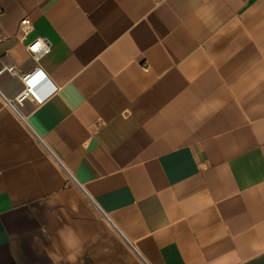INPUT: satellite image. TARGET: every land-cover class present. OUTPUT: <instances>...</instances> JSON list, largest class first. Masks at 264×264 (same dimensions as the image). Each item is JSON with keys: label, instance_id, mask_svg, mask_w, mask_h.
Returning a JSON list of instances; mask_svg holds the SVG:
<instances>
[{"label": "crops", "instance_id": "crops-1", "mask_svg": "<svg viewBox=\"0 0 264 264\" xmlns=\"http://www.w3.org/2000/svg\"><path fill=\"white\" fill-rule=\"evenodd\" d=\"M0 264H264V0H0Z\"/></svg>", "mask_w": 264, "mask_h": 264}, {"label": "built area", "instance_id": "built-area-1", "mask_svg": "<svg viewBox=\"0 0 264 264\" xmlns=\"http://www.w3.org/2000/svg\"><path fill=\"white\" fill-rule=\"evenodd\" d=\"M32 23L29 18L24 17L19 23V30L23 33L30 30ZM27 50L30 52L35 62L49 51V43L44 38H35L27 45ZM8 71H12L13 67H6ZM22 81L25 85L24 91L17 98L19 103L29 93L41 98L50 92L54 87L49 83L45 74L42 73L38 66L34 67L33 71L28 74L22 75Z\"/></svg>", "mask_w": 264, "mask_h": 264}]
</instances>
